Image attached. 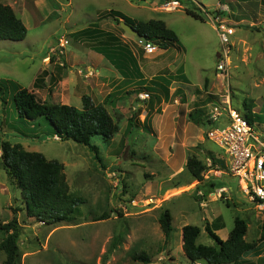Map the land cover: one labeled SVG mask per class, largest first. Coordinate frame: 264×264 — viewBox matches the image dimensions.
Wrapping results in <instances>:
<instances>
[{
	"label": "rangeland",
	"instance_id": "1",
	"mask_svg": "<svg viewBox=\"0 0 264 264\" xmlns=\"http://www.w3.org/2000/svg\"><path fill=\"white\" fill-rule=\"evenodd\" d=\"M11 1L15 9L19 3L17 16L27 35L22 41L0 42V87L5 86L0 93V144H20L26 151L58 161L69 192L84 199L72 222L40 223L26 215L21 193L0 161V224L17 221V264H138L132 257L141 252L150 264H205L192 263L184 255L182 227L197 226V243L215 246L205 227L217 229L214 233L225 240L235 217L247 226L245 241L256 245L255 253L244 260L264 264V257L257 260L264 256V241H259L264 215L258 214L234 179L220 172L219 150L206 139L210 126L204 124L210 108L218 105L219 126L226 125L221 100L227 96L231 109L250 118L251 127L264 138V0ZM167 1H176L179 8H158ZM220 2L226 5V20L217 10ZM201 6L210 15L217 10L234 29L225 57L215 28L199 11ZM186 9L204 21L186 15ZM110 11L139 21H165L177 35L178 47L161 55L157 50L146 53L143 41L139 45L140 39L121 32L106 18ZM92 29L117 33L139 56L142 75L150 81L126 85L115 78L101 80V74L109 75L104 72L108 64L102 66L107 61L94 51L102 39L89 32ZM60 38L66 41L64 54H50L45 60ZM221 60L222 72L217 69ZM20 87L42 102L81 109L82 96H89L103 104L119 131L108 142L92 138L100 162L86 147L53 137L45 120L19 118L12 95ZM210 156L216 157V164ZM190 159L208 168L199 180L186 169ZM165 210L171 216L168 239L158 222ZM102 215L107 218L97 221ZM3 239L0 231V242ZM4 261L0 250V264Z\"/></svg>",
	"mask_w": 264,
	"mask_h": 264
},
{
	"label": "trees",
	"instance_id": "2",
	"mask_svg": "<svg viewBox=\"0 0 264 264\" xmlns=\"http://www.w3.org/2000/svg\"><path fill=\"white\" fill-rule=\"evenodd\" d=\"M184 12L196 21H204L195 11L186 9ZM204 12L206 13V10ZM106 18L111 19L117 26L121 20L124 21L137 33L138 39L155 45L157 49L178 47L177 35L162 20L139 21L115 11H110ZM119 29L122 30L120 27ZM89 32L102 39L94 51L102 55L123 78L127 80L143 78L136 57L119 35L103 33L99 29H92ZM121 32L124 33L123 30ZM26 35V27L13 9L0 4V42L22 41ZM4 89L5 86L0 87V93ZM144 90L151 92L146 87ZM13 93L12 100L19 118L27 121L45 120L52 129L53 137L61 141L71 140L86 147L97 162H100L99 152L92 144V138L100 137L102 141L108 142L119 131L118 122L112 119L104 105L96 104L89 96H82V107L77 109L70 105L39 101L35 94L25 88L20 87ZM196 122L199 123V119ZM204 124H209V121H204ZM130 126H133L132 123ZM0 151L1 165L11 183L20 191L23 209L28 217L35 218L45 225L69 223L74 220L75 210L84 204V199L69 192L61 163L48 160L40 153L26 151L20 144H11L7 141L0 144ZM210 161L212 165L216 164V157L210 156ZM218 163L224 170L223 161L220 160ZM186 169L195 180H199L201 174L208 168L190 159L187 161ZM106 218L107 215H102L96 220ZM158 222L164 237L168 239L171 233V216L168 210L160 214ZM246 230L245 222L235 217L233 228L227 238L221 240L214 233L217 229L213 231L210 226H206L205 232L215 243V246H206L197 243L200 229L197 226L185 225L181 230V248L192 263L248 264L244 257L251 252L255 253L256 245L245 241ZM0 231L4 233V239L0 242V250L5 254L4 264H17L19 227L16 219L0 224ZM259 241H264V221ZM132 259L138 264H150V258L143 252L134 255Z\"/></svg>",
	"mask_w": 264,
	"mask_h": 264
},
{
	"label": "built area",
	"instance_id": "3",
	"mask_svg": "<svg viewBox=\"0 0 264 264\" xmlns=\"http://www.w3.org/2000/svg\"><path fill=\"white\" fill-rule=\"evenodd\" d=\"M179 8L176 1H167L161 6L162 11L175 10ZM204 17L215 28L220 44L221 55L226 56L229 44V37L234 33V29L227 26L219 14L210 15L204 12ZM146 53H152L157 47L140 39L138 44L142 45ZM57 48H49L50 54L58 57L64 54L63 38L58 40ZM224 61L217 65L219 71L224 70ZM229 97L225 96L221 100V107L225 110V123L220 127L221 112L218 105L211 107L208 112L209 129L206 131V139L211 141L219 150V160H222L225 166L221 173L234 179L240 192L246 196L249 202L254 206L258 214L264 215V138H261L251 127L247 119L238 112L231 109ZM210 172H215L211 169ZM225 190V189H223ZM222 191V190H220Z\"/></svg>",
	"mask_w": 264,
	"mask_h": 264
},
{
	"label": "crops",
	"instance_id": "4",
	"mask_svg": "<svg viewBox=\"0 0 264 264\" xmlns=\"http://www.w3.org/2000/svg\"><path fill=\"white\" fill-rule=\"evenodd\" d=\"M2 1V0H1ZM0 1V4H3V5H8V6H10L12 9H13V11L15 12V14L17 15V11L16 10H18V5H19V3H18V1L16 2V4H17V9H15V7H14V5H13V3L14 2H12L11 0H5V2H1ZM15 1V0H14ZM159 9H161V6L160 7H158ZM158 8H154L153 10L155 11V12H158V13H160L161 11H159L158 10ZM217 10H221V14H222V16H223V19L224 20H226V12L225 11H227L226 10V5L225 4H222V2H220L218 5H217ZM202 10H204L203 8H202V6L200 7V9H199V11H202ZM217 10L215 11V12H217ZM162 13V12H161ZM219 14V13H218ZM220 14V15H221ZM225 16V17H224ZM18 17V16H17ZM19 19H21V21H23V19L22 18H19ZM136 20V19H135ZM164 23L167 25V27H168V24L164 21ZM24 24V23H23ZM214 27V26H213ZM111 32H113V34H115V35H118L117 33H115L114 31H111ZM129 47V46H128ZM130 49H131V51H132V53L134 54V56L136 57V58H139V56L138 55H136V53L132 50V48L131 47H129ZM157 51H158V54H156V55H161V54H163L164 52H166V50H160V49H157ZM144 57H146V55H145V53H141V58H144ZM105 59V58H104ZM106 60V59H105ZM107 61V60H106ZM106 65V64H108V65H110V66H108V65H106L107 67H106V69L104 70V72H108V76H107V74H105V73H103V74H101V80H104L106 77H110V78H115V80H119V84H121V83H127V84H130V85H132V84H138V82L139 83H142V82H144V81H150V80H146V79H144V77L141 79V80H127V79H125V78H123L119 73H118V71L107 61V62H103V64H102V66L103 65ZM115 70V71H114ZM98 70H96V72H97ZM140 71H141V69H140ZM98 73H100V72H98ZM141 73H142V71H141ZM143 76V75H142ZM126 84V85H127ZM91 98V97H90ZM92 99V98H91ZM93 100V99H92ZM94 102V101H93ZM96 104H101L100 102L99 103H96ZM219 156V155H218ZM223 174V173H222ZM224 175V174H223ZM228 178V177H227ZM227 183H229L228 182V180H227ZM228 186V185H227ZM225 189V191L227 190V192H230V191H232V189L231 188H224ZM215 232H218V231H215ZM181 244H182V240H181ZM263 257L264 256H262V255H258L257 256V260L258 261H261L262 259H263Z\"/></svg>",
	"mask_w": 264,
	"mask_h": 264
},
{
	"label": "water",
	"instance_id": "5",
	"mask_svg": "<svg viewBox=\"0 0 264 264\" xmlns=\"http://www.w3.org/2000/svg\"><path fill=\"white\" fill-rule=\"evenodd\" d=\"M119 27L127 34L137 37V33L129 25L125 24L124 21L121 20L119 22Z\"/></svg>",
	"mask_w": 264,
	"mask_h": 264
}]
</instances>
